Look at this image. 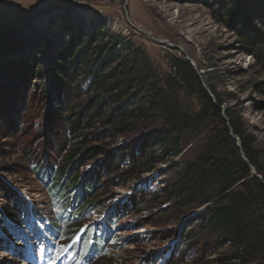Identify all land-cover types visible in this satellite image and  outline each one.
<instances>
[{"label": "rangeland", "instance_id": "obj_1", "mask_svg": "<svg viewBox=\"0 0 264 264\" xmlns=\"http://www.w3.org/2000/svg\"><path fill=\"white\" fill-rule=\"evenodd\" d=\"M25 2L0 0V51L6 43L19 47L11 55L0 53V63L40 52L47 65L41 69L44 76H31L30 83L21 87L19 107L0 102V264H28L27 247L38 251L43 244H56L60 250L71 246L81 260L93 243L101 247L83 264H232L224 248L206 257L201 248L204 234L198 218L206 205L181 211L162 193L176 177L177 163L183 165L200 152L205 130L191 137L178 156L158 152L142 165L146 168L142 173L126 160L119 172L107 174L105 159L119 153L124 140L103 137L90 142L106 153L80 165L71 177L98 165L94 171L100 170L103 184L97 197L102 203L83 215L52 196L47 175L36 173L32 158L57 164L69 152L60 150L68 141L63 119L54 121L48 115L50 107L66 113L61 109L65 95L57 90L46 66L57 60L73 32L91 36L108 29L130 40L132 49L141 48L162 75L176 72L175 57L193 62L204 85L208 81L220 93L222 110L230 108L241 119L264 162V44L246 39L239 32V20L232 19L242 6L255 25H262L264 0H99L93 5L82 2L71 15L51 16L43 13L40 0ZM228 6L231 16L224 14ZM52 33L60 39L46 49ZM80 82L86 88V82ZM183 100L188 107L199 108L196 96L184 95ZM13 193L26 200V215L8 214ZM42 255L55 256L50 250Z\"/></svg>", "mask_w": 264, "mask_h": 264}, {"label": "trees", "instance_id": "obj_2", "mask_svg": "<svg viewBox=\"0 0 264 264\" xmlns=\"http://www.w3.org/2000/svg\"><path fill=\"white\" fill-rule=\"evenodd\" d=\"M237 11L232 19L239 20L241 35L264 44V10L260 26L242 6ZM224 14L231 16L230 6ZM66 29L72 31V26ZM99 32L91 36L73 32L57 60L46 66L57 90L65 95L60 108L66 111L62 114L50 107L48 115L54 121L63 119L68 141L60 150L69 151L57 164L32 158L36 173L47 175L44 179L50 182L52 196L76 207L80 215L102 203L97 194L103 182L100 170L94 171L98 165L71 177L80 165L106 153L90 142L103 137L124 140L121 151L111 155L115 161L110 156L105 159L107 174L119 172L126 160L137 164V173H142L146 171L142 165L158 152L178 156L191 137L205 130L207 138L200 152L183 165L177 163L176 177L162 193L181 211L206 205L198 218L205 257L224 248L232 264H264V162L241 119L230 108L222 110L220 93L210 82L205 81L208 88L204 85L203 74L189 60L173 58L176 72L162 75L141 48L132 49L130 40L108 29ZM18 48L6 43L0 53L11 55ZM46 62L40 52L1 62L0 102L19 107L21 87L30 83L31 76H44L41 69ZM80 81L86 82V88L82 89ZM184 95L196 96L199 108L188 107ZM251 165L260 177L253 175ZM13 194L8 214L26 215V200Z\"/></svg>", "mask_w": 264, "mask_h": 264}, {"label": "water", "instance_id": "obj_3", "mask_svg": "<svg viewBox=\"0 0 264 264\" xmlns=\"http://www.w3.org/2000/svg\"><path fill=\"white\" fill-rule=\"evenodd\" d=\"M38 4H39V7L43 8L42 11L47 16H51L55 14H58V15L59 14L60 15L70 14L71 15L73 13V10H75L74 7L76 6L77 8V5H79V3L66 2L65 0H40ZM79 8H82V7H79ZM84 10H86V8ZM51 37L52 38H48V37H47L48 39L46 38V49L54 45L57 42V40L60 39L57 35L53 33L51 34ZM160 42H164V41L160 40ZM191 63L194 66V63L193 62ZM232 135L235 136L233 133ZM235 138L238 140V145L240 146L239 138L238 137H235ZM247 163H249L248 160H247ZM251 168H252L253 175L260 177V175L257 174L255 167L251 165Z\"/></svg>", "mask_w": 264, "mask_h": 264}, {"label": "crops", "instance_id": "obj_4", "mask_svg": "<svg viewBox=\"0 0 264 264\" xmlns=\"http://www.w3.org/2000/svg\"><path fill=\"white\" fill-rule=\"evenodd\" d=\"M28 0H26V2H27ZM66 2H73V3H79V4H81L82 2L84 3V2H89V3H91V5H93V4H96L99 0H65ZM25 2V3H26ZM88 3V4H89Z\"/></svg>", "mask_w": 264, "mask_h": 264}, {"label": "built area", "instance_id": "obj_5", "mask_svg": "<svg viewBox=\"0 0 264 264\" xmlns=\"http://www.w3.org/2000/svg\"><path fill=\"white\" fill-rule=\"evenodd\" d=\"M102 2H104V3H109V2H111V0H101Z\"/></svg>", "mask_w": 264, "mask_h": 264}, {"label": "bare ground", "instance_id": "obj_6", "mask_svg": "<svg viewBox=\"0 0 264 264\" xmlns=\"http://www.w3.org/2000/svg\"><path fill=\"white\" fill-rule=\"evenodd\" d=\"M148 35H149V34H148ZM60 256H62V255L60 254ZM64 256H65V255H64ZM48 257H49V256H48ZM48 257H45V256H44V258H48ZM28 264H29V263H28Z\"/></svg>", "mask_w": 264, "mask_h": 264}]
</instances>
